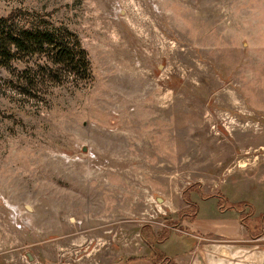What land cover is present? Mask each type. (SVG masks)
<instances>
[{"label":"rangeland","instance_id":"rangeland-1","mask_svg":"<svg viewBox=\"0 0 264 264\" xmlns=\"http://www.w3.org/2000/svg\"><path fill=\"white\" fill-rule=\"evenodd\" d=\"M18 8L73 32L91 77L29 100L6 84L26 64L0 69V264L159 263L212 198L258 235L264 0H0V18Z\"/></svg>","mask_w":264,"mask_h":264},{"label":"trees","instance_id":"trees-1","mask_svg":"<svg viewBox=\"0 0 264 264\" xmlns=\"http://www.w3.org/2000/svg\"><path fill=\"white\" fill-rule=\"evenodd\" d=\"M20 62L25 63L26 68L16 76L17 80L11 79L6 83L13 86L20 99L31 100L29 95L36 98L47 84L62 86L70 83L79 87L91 77L88 54L73 32L56 26L50 14L18 8L0 18V69L10 70ZM220 210L226 209L221 206ZM196 214L197 211L187 219H194ZM261 234L263 227H260L258 235ZM258 235L254 234L255 237ZM167 238L156 241L162 243ZM158 254L163 261H155L154 264H174L163 252L154 248L155 260Z\"/></svg>","mask_w":264,"mask_h":264},{"label":"crops","instance_id":"crops-1","mask_svg":"<svg viewBox=\"0 0 264 264\" xmlns=\"http://www.w3.org/2000/svg\"><path fill=\"white\" fill-rule=\"evenodd\" d=\"M178 232L160 244L174 264H264V227L255 237L240 213L218 209L215 198L201 201L195 218Z\"/></svg>","mask_w":264,"mask_h":264}]
</instances>
